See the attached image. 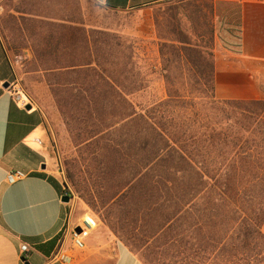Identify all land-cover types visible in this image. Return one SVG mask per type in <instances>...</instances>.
<instances>
[{
	"label": "trees",
	"instance_id": "16d2710c",
	"mask_svg": "<svg viewBox=\"0 0 264 264\" xmlns=\"http://www.w3.org/2000/svg\"><path fill=\"white\" fill-rule=\"evenodd\" d=\"M200 13L190 0L157 9L166 94L144 107L132 45L98 30H50L42 70L88 174L82 196L144 264H264V99L215 97Z\"/></svg>",
	"mask_w": 264,
	"mask_h": 264
},
{
	"label": "crops",
	"instance_id": "0c3cea01",
	"mask_svg": "<svg viewBox=\"0 0 264 264\" xmlns=\"http://www.w3.org/2000/svg\"><path fill=\"white\" fill-rule=\"evenodd\" d=\"M28 1L0 0V264H24L21 256L29 264H144L119 240L95 244L86 236L83 249L73 246L71 228L78 223L72 216L71 199L63 202L60 198L64 184L52 157L54 136L44 108L24 94L18 83L7 81L31 72L22 65L36 59L32 49L20 47L23 55L16 52L18 46L30 42L25 30H41L47 21ZM95 1L118 11L171 0ZM207 1L213 30L215 97L264 99V0ZM153 38L157 39L156 34ZM4 82L7 87L2 86ZM16 92L22 93L21 99L15 98ZM26 103L31 104L30 109L24 108ZM12 169H20L26 176L6 182V172ZM22 243L27 244V252L20 251ZM58 250L68 253L70 262L54 259Z\"/></svg>",
	"mask_w": 264,
	"mask_h": 264
},
{
	"label": "rangeland",
	"instance_id": "374dc122",
	"mask_svg": "<svg viewBox=\"0 0 264 264\" xmlns=\"http://www.w3.org/2000/svg\"><path fill=\"white\" fill-rule=\"evenodd\" d=\"M190 1L200 7V16L202 17L204 14L203 17L209 20L208 1ZM28 2L34 4L35 11L46 16L47 21H43L41 30L31 28L25 30L31 36L30 42L25 46H18L19 49L16 53L23 55L20 47H28L32 49L34 58L37 59L32 58V60L25 61L22 68L31 72L20 74L17 76V80L14 78L11 81H14L15 84L18 83L24 94H29L44 108L50 132L54 136L52 157L58 168V174L70 193L74 222L79 223L86 219L91 223V227L86 229V235L81 236L84 245L87 243L85 242L86 236L95 244L112 239L127 245L125 227L115 225L114 230L99 212L87 204L82 196L88 183V174L84 171V163L70 138L63 117L45 80V71L42 68L52 66L54 60L52 57L44 55L41 47L50 30L54 32V35L56 33L65 34L64 38L66 39L69 37L66 29L79 26L103 32L111 42L119 41L125 45H132L133 61L136 62V69L143 78L144 87L132 94L131 99L139 106L144 107L164 98L166 94L165 83L160 75L158 40L153 37L156 33L155 13L167 1L144 9L118 11L106 9L95 0H29ZM44 22H48L49 25L45 26ZM57 22L64 24L65 28L58 27ZM111 222L113 223V221ZM144 252L140 251L136 255L142 259L141 255Z\"/></svg>",
	"mask_w": 264,
	"mask_h": 264
},
{
	"label": "built area",
	"instance_id": "2783aa9c",
	"mask_svg": "<svg viewBox=\"0 0 264 264\" xmlns=\"http://www.w3.org/2000/svg\"><path fill=\"white\" fill-rule=\"evenodd\" d=\"M14 96L16 99H21L22 93L21 92H16L14 93ZM26 176V173L20 169H12L6 172L5 180L8 183H15L16 181L24 178ZM79 225L82 228V231L80 233H77L74 231V227ZM91 227L90 221L84 219L82 222H79L78 224H75L71 228V235H72V243L73 246L77 249H82L84 247V242L82 239V235L86 233V229H89ZM20 251L21 252H27L28 251V246L26 243L20 244ZM53 258L56 260H59L64 263H68L71 260V256L63 252L62 250H58L57 252L54 253Z\"/></svg>",
	"mask_w": 264,
	"mask_h": 264
},
{
	"label": "water",
	"instance_id": "95a60500",
	"mask_svg": "<svg viewBox=\"0 0 264 264\" xmlns=\"http://www.w3.org/2000/svg\"><path fill=\"white\" fill-rule=\"evenodd\" d=\"M2 86H3V87H7V86H8V82H4V83L2 84ZM24 108H25V109H30V108H31V104H30V103H26V104L24 105ZM41 167L44 168L45 165L42 164ZM60 198H61V201H63V202H69L70 199H71V198H70V195H68V194H66V193L62 194ZM74 231L77 232V233H80V232L82 231V228H81L79 225H77V226L74 227ZM20 259H21V261H22L24 264H29V262L26 260L25 256H21Z\"/></svg>",
	"mask_w": 264,
	"mask_h": 264
}]
</instances>
